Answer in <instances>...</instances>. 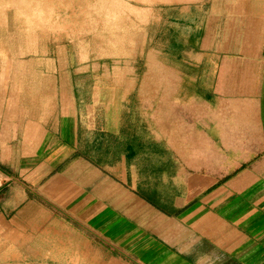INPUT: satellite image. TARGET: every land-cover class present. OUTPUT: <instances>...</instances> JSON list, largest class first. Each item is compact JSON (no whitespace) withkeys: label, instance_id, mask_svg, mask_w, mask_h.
<instances>
[{"label":"crops","instance_id":"0c3cea01","mask_svg":"<svg viewBox=\"0 0 264 264\" xmlns=\"http://www.w3.org/2000/svg\"><path fill=\"white\" fill-rule=\"evenodd\" d=\"M241 6L207 20L179 94L26 116L0 153L33 186L0 187V264H264V30Z\"/></svg>","mask_w":264,"mask_h":264},{"label":"rangeland","instance_id":"374dc122","mask_svg":"<svg viewBox=\"0 0 264 264\" xmlns=\"http://www.w3.org/2000/svg\"><path fill=\"white\" fill-rule=\"evenodd\" d=\"M228 3H241L242 17L254 14L264 30V0H0V153L10 140L18 145L29 115L51 125L75 106L93 113L117 99H162L169 83L179 94L181 79L196 76L187 61L204 54L207 20L226 21ZM228 34L213 36L214 46L239 51L246 35L230 42ZM11 173H0L1 189L33 187Z\"/></svg>","mask_w":264,"mask_h":264},{"label":"bare ground","instance_id":"6f19581e","mask_svg":"<svg viewBox=\"0 0 264 264\" xmlns=\"http://www.w3.org/2000/svg\"><path fill=\"white\" fill-rule=\"evenodd\" d=\"M144 24V23H143Z\"/></svg>","mask_w":264,"mask_h":264}]
</instances>
